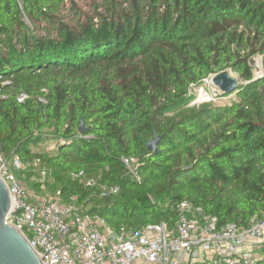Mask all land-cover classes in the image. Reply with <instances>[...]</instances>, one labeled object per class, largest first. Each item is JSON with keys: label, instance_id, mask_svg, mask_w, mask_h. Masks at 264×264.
<instances>
[{"label": "trees", "instance_id": "trees-1", "mask_svg": "<svg viewBox=\"0 0 264 264\" xmlns=\"http://www.w3.org/2000/svg\"><path fill=\"white\" fill-rule=\"evenodd\" d=\"M78 1L0 0L3 158H39L64 200L76 195L114 230L172 226L185 200L219 225L261 216L264 72L252 60L264 63V0H99L86 19ZM226 70L240 84L214 85L225 104L188 106L194 86ZM48 133L57 152L34 151ZM103 184L119 192L102 196Z\"/></svg>", "mask_w": 264, "mask_h": 264}, {"label": "built area", "instance_id": "built-area-1", "mask_svg": "<svg viewBox=\"0 0 264 264\" xmlns=\"http://www.w3.org/2000/svg\"><path fill=\"white\" fill-rule=\"evenodd\" d=\"M26 93L18 95L24 102ZM11 162V165H8ZM135 159L123 158L135 174ZM39 171L41 189H46L49 169L39 158L23 162L14 155L6 161L0 154V173L9 190L11 206L6 223L19 230L43 264H256L264 255V212L248 225L228 222L207 214L185 200L177 209L174 225H147L140 231L111 229L105 219L82 213L79 198L64 200L41 196L28 189L15 171ZM74 179L93 188L98 177L75 172ZM102 196L119 192L118 185H101Z\"/></svg>", "mask_w": 264, "mask_h": 264}, {"label": "water", "instance_id": "water-1", "mask_svg": "<svg viewBox=\"0 0 264 264\" xmlns=\"http://www.w3.org/2000/svg\"><path fill=\"white\" fill-rule=\"evenodd\" d=\"M212 82L221 92L229 93L238 87L240 78L226 70L213 75ZM158 142L159 137H156L147 144L154 154L159 150ZM10 206L9 190L0 173V264H43L23 234L6 223Z\"/></svg>", "mask_w": 264, "mask_h": 264}, {"label": "rangeland", "instance_id": "rangeland-1", "mask_svg": "<svg viewBox=\"0 0 264 264\" xmlns=\"http://www.w3.org/2000/svg\"><path fill=\"white\" fill-rule=\"evenodd\" d=\"M99 2V0H80L78 1V8L81 11L82 19H86L87 17L95 16V10H94V3ZM99 11L103 12V8L99 9ZM65 15L67 16L68 20H73V22L76 21V15L73 12H70L69 10L65 11ZM37 27H40L39 24H37ZM254 64L256 66V69L259 73L264 72V63L260 57L254 58ZM233 75H235L233 72H231ZM237 76V75H235ZM212 77H209L205 79V81L201 85H196L191 89V93L194 96V99L190 104H188L189 107L194 105H199L202 103H208L212 102L214 104H225L229 97H224L219 95V91L215 88ZM49 135L47 138L38 144L33 145V150L37 152H47L50 154L56 153L58 150V147L61 143V139L52 136V134L48 133ZM8 165H11V162H8ZM17 173L19 179L23 182L22 184L27 187L30 190L35 191L41 196H55L58 194L57 188H55V178L53 176H50V173L47 175V186L46 189H34L33 184L39 180V171L31 170L28 173H23L20 171H15ZM38 183V182H37ZM40 186V184H39ZM41 187V186H40ZM136 264H148V263H136Z\"/></svg>", "mask_w": 264, "mask_h": 264}]
</instances>
